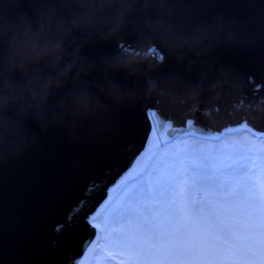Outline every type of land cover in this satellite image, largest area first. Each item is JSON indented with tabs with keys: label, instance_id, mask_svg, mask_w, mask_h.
Instances as JSON below:
<instances>
[{
	"label": "water",
	"instance_id": "water-1",
	"mask_svg": "<svg viewBox=\"0 0 264 264\" xmlns=\"http://www.w3.org/2000/svg\"><path fill=\"white\" fill-rule=\"evenodd\" d=\"M48 3L0 0V7L12 23L21 13L35 21ZM177 7L205 5L182 0ZM207 8L208 16L219 13L241 22L248 42L210 54L204 71L209 82L222 79L223 87L206 88L197 107L162 104L145 97L141 78L140 98L113 112L109 130L102 134L96 135L93 125L79 121L66 119L46 128L35 120L25 121L28 137L34 136L36 143L21 155H9L0 162V264L77 263L95 236V226L88 218L105 201L107 188L145 146L150 131L147 110H152L159 132L167 136L185 130L214 133L241 121L264 133V0H211ZM9 38L10 33L0 35V68L9 58ZM111 53L142 59L147 62L144 67L164 58L167 62L160 74L178 68L157 43L142 41L131 27L106 41L96 38L84 49L85 55L97 61ZM114 75L124 80V74ZM99 77L95 72L90 78ZM10 78L21 83L24 79L18 70ZM239 108L248 110L246 116ZM208 111L211 116L206 115ZM186 121H194L196 127Z\"/></svg>",
	"mask_w": 264,
	"mask_h": 264
},
{
	"label": "clouds",
	"instance_id": "clouds-1",
	"mask_svg": "<svg viewBox=\"0 0 264 264\" xmlns=\"http://www.w3.org/2000/svg\"><path fill=\"white\" fill-rule=\"evenodd\" d=\"M181 2L49 0L35 21L21 13L12 23L0 7V35L10 33L9 58L0 68V162L36 143L28 137L29 119L44 128L67 119L93 125L96 135L109 130L110 115L140 98L141 78L143 95L162 104L197 107L206 88L223 87L222 79L209 82L204 69L216 49L247 44L242 24L208 16L211 0H196L205 7L192 9L177 7ZM129 27L142 41L157 43L178 68L160 74L164 58L144 67L147 62L134 56L111 53L97 61L84 54L96 38L106 41ZM15 70L23 83L10 78ZM95 72L100 77L90 78ZM121 73L123 81L114 75Z\"/></svg>",
	"mask_w": 264,
	"mask_h": 264
},
{
	"label": "snow or ice",
	"instance_id": "snow-or-ice-1",
	"mask_svg": "<svg viewBox=\"0 0 264 264\" xmlns=\"http://www.w3.org/2000/svg\"><path fill=\"white\" fill-rule=\"evenodd\" d=\"M130 199L148 213L129 208L137 223L118 237L134 264H264V163L251 156L219 167L184 163Z\"/></svg>",
	"mask_w": 264,
	"mask_h": 264
},
{
	"label": "rangeland",
	"instance_id": "rangeland-1",
	"mask_svg": "<svg viewBox=\"0 0 264 264\" xmlns=\"http://www.w3.org/2000/svg\"><path fill=\"white\" fill-rule=\"evenodd\" d=\"M147 115L150 131L145 146L131 166L118 176V181L107 188L105 201L88 218L95 226V236L76 264H128L129 261L134 264V254L118 237L137 223L136 217L125 216L129 208L135 207L148 215L141 208L143 201L134 203L130 199L141 183L156 180L188 162L219 167L251 156L264 163V133L246 121L237 126H225L214 133L185 130L167 136L159 132L152 110H147Z\"/></svg>",
	"mask_w": 264,
	"mask_h": 264
},
{
	"label": "flooded vegetation",
	"instance_id": "flooded-vegetation-1",
	"mask_svg": "<svg viewBox=\"0 0 264 264\" xmlns=\"http://www.w3.org/2000/svg\"><path fill=\"white\" fill-rule=\"evenodd\" d=\"M148 56H150V55H148ZM145 57V56H144ZM155 108H157L156 106H155ZM238 111H240V114L241 115H245L246 116V114L248 113V110L247 109H238ZM158 113H159V110H157L156 111V116H158ZM237 113H239V112H237Z\"/></svg>",
	"mask_w": 264,
	"mask_h": 264
},
{
	"label": "trees",
	"instance_id": "trees-1",
	"mask_svg": "<svg viewBox=\"0 0 264 264\" xmlns=\"http://www.w3.org/2000/svg\"><path fill=\"white\" fill-rule=\"evenodd\" d=\"M244 116V115H243ZM124 258V257H123ZM128 264H130V261H129V263Z\"/></svg>",
	"mask_w": 264,
	"mask_h": 264
}]
</instances>
